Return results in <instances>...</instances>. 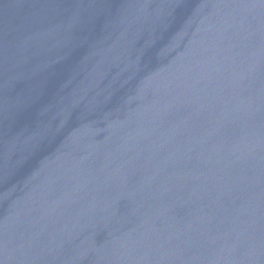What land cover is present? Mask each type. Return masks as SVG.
Wrapping results in <instances>:
<instances>
[{"label": "water", "instance_id": "95a60500", "mask_svg": "<svg viewBox=\"0 0 264 264\" xmlns=\"http://www.w3.org/2000/svg\"><path fill=\"white\" fill-rule=\"evenodd\" d=\"M0 264H264V0H0Z\"/></svg>", "mask_w": 264, "mask_h": 264}]
</instances>
